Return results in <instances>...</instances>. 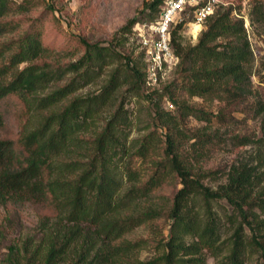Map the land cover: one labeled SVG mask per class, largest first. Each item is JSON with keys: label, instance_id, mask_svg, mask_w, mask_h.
<instances>
[{"label": "trees", "instance_id": "obj_1", "mask_svg": "<svg viewBox=\"0 0 264 264\" xmlns=\"http://www.w3.org/2000/svg\"><path fill=\"white\" fill-rule=\"evenodd\" d=\"M164 1L144 2L154 13L148 22L160 16ZM40 5L55 10L51 0H0V103L16 96L23 108L19 136L0 137V203L29 201L53 210L41 219V238L10 248L7 264H207L209 257L214 264H264V98L253 85L255 53L236 8L217 6L194 44L182 42L187 20L179 17L170 29L176 77L150 91L145 50L143 66L118 50L119 34L134 33L141 23L137 15L108 44L77 35L84 51L63 64L44 43V15L24 30L15 18ZM250 20L264 27L262 0H254ZM104 70L98 91L76 93ZM130 93L150 99L161 131L132 136L134 121L124 106ZM194 97L217 102V112L190 103ZM231 106L260 121L258 137H229L254 153L227 170L207 168L225 142L216 122H225ZM190 117L205 124L193 129ZM4 119L0 108V130ZM175 178L181 186L165 207L157 192ZM222 200L232 210L227 223L214 209ZM165 214L168 234L157 240L154 255L142 258L149 240L130 234Z\"/></svg>", "mask_w": 264, "mask_h": 264}, {"label": "rangeland", "instance_id": "obj_2", "mask_svg": "<svg viewBox=\"0 0 264 264\" xmlns=\"http://www.w3.org/2000/svg\"><path fill=\"white\" fill-rule=\"evenodd\" d=\"M54 3L55 10L44 12L45 6L40 5L30 13L25 15L18 14L15 18H21L23 21L22 29L26 28L34 17L44 15V43L53 48L51 59L60 63H68L81 56L84 48L79 44L76 36L81 35L93 42L108 44L112 40L115 33L127 23V21L136 15L141 23L148 22L154 13L149 9H143L146 0H51ZM226 5L232 4L236 8V12L244 18L245 25L248 29L249 39L251 41L254 53L255 63L252 73V81L257 95L264 98V27L259 22L250 20V11L254 0H220ZM264 2V0H262ZM143 9V10H142ZM187 21L180 30L181 40L185 44H194L199 36L200 31L204 28V22L199 26L195 13L191 7L184 10L180 15ZM121 43L120 52L127 56L136 57L143 66L144 61L141 51L142 47L136 33L118 36ZM4 39V38H2ZM122 57L119 56V61ZM147 59V58H146ZM174 65L168 66L161 73L158 81H150L147 85L149 90L162 88L168 82L176 77ZM109 71H103V74L96 77L93 83L80 88L76 93L85 95L96 92L104 83ZM126 87H122L120 92H124ZM119 92V93H120ZM120 97H118V100ZM196 106H202L205 109H211L217 112V102H206L201 98L194 97L189 100ZM117 99L115 105L117 106ZM162 105L169 110L167 98H163ZM124 106L128 108L131 118L133 119L132 136L137 137L154 128L161 131L157 120L152 115V102L146 97L133 96L131 93L126 94ZM0 108L4 112V125L0 130V137L16 139L19 136L21 121L23 119V108L21 101L16 96H8L0 103ZM241 106H231L225 111L227 115L224 117L225 122H216V127L220 128V133L225 139L224 144L214 150L208 160L204 163L207 168H223L227 170L229 165L237 158H250L254 153L253 147L250 145L236 146L230 141L231 134H241L250 137H258L260 135V121L256 119L250 112L238 110ZM205 124L203 120L190 117L188 125L191 128L202 127ZM209 185H216L214 180L205 181ZM178 178L159 190L157 194L160 196L161 202L168 206L172 197L180 188ZM222 216L223 222L227 223L225 213H230L231 207L222 200L215 208ZM53 210L44 203H32L26 201L24 203H9L3 205L0 203V263L7 264V258L10 256V248H23L24 240L32 237L34 242L41 238L40 224L43 216L52 215ZM171 220L165 214L160 218L143 225L140 229L130 234V238L146 237L149 244L141 252L142 258H148L155 254L158 239L166 237L170 227ZM226 227L227 234L231 230ZM225 237V236H224ZM35 263V258L33 261ZM23 264L24 261L22 262ZM212 257L208 258L207 264H214ZM248 264H254L250 261Z\"/></svg>", "mask_w": 264, "mask_h": 264}, {"label": "built area", "instance_id": "obj_3", "mask_svg": "<svg viewBox=\"0 0 264 264\" xmlns=\"http://www.w3.org/2000/svg\"><path fill=\"white\" fill-rule=\"evenodd\" d=\"M219 5L226 3L220 0H165L156 21L137 24L136 33L147 58L148 82L158 81L161 73L178 61L170 46V29L179 15L194 7L193 12L201 24Z\"/></svg>", "mask_w": 264, "mask_h": 264}, {"label": "crops", "instance_id": "obj_4", "mask_svg": "<svg viewBox=\"0 0 264 264\" xmlns=\"http://www.w3.org/2000/svg\"><path fill=\"white\" fill-rule=\"evenodd\" d=\"M199 26H202L201 24H198Z\"/></svg>", "mask_w": 264, "mask_h": 264}]
</instances>
